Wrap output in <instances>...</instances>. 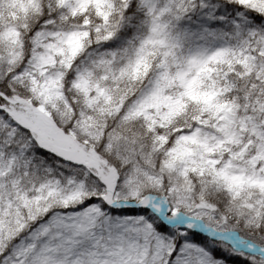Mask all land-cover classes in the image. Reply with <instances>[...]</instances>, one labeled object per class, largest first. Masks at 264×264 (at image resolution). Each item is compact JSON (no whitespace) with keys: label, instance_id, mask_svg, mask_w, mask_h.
<instances>
[{"label":"snow or ice","instance_id":"obj_1","mask_svg":"<svg viewBox=\"0 0 264 264\" xmlns=\"http://www.w3.org/2000/svg\"><path fill=\"white\" fill-rule=\"evenodd\" d=\"M0 264H264V0H0Z\"/></svg>","mask_w":264,"mask_h":264}]
</instances>
